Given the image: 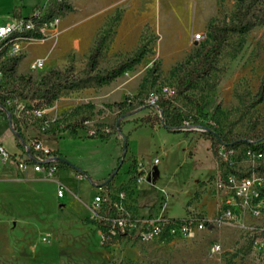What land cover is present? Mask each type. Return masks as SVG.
<instances>
[{"label":"rangeland","instance_id":"rangeland-1","mask_svg":"<svg viewBox=\"0 0 264 264\" xmlns=\"http://www.w3.org/2000/svg\"><path fill=\"white\" fill-rule=\"evenodd\" d=\"M44 1L0 0V23ZM46 1L49 12L60 17L57 35L27 44L16 65L5 68L1 86L0 104L17 117L14 126L23 142L43 143L73 131L83 141L63 140L58 148L99 179L115 166L125 140L119 177L125 173L127 179L118 187L135 212L191 216L209 224L190 236L151 241L122 237L104 246L100 229L88 221L92 182L64 176L76 197L66 207L59 201L52 206L47 190L51 192L53 180L39 181L37 199L33 193L27 197L26 186H34L36 179L29 174L21 180L17 171L0 179V264H264V216L219 220L220 192L212 185L215 175L228 169L215 153V135L238 144V175L264 173V157L253 160L244 155L249 141L264 142V0L254 12L262 22L243 35L230 34L211 55L210 70L183 84L185 69L200 62L212 42L208 24L233 21L235 0ZM197 32L203 35L195 40ZM98 42L99 70L124 62L141 45L147 51L110 82L61 89L46 103L42 94L58 81L51 78L46 83L42 78L51 70L61 71L60 78L81 76ZM36 58L43 66L31 69ZM163 87L172 91L170 104L189 125L180 132H167L147 104L149 93ZM122 100L121 106L108 105ZM37 108H46L45 114L37 116ZM123 111L132 113L121 115ZM7 130L0 120V134ZM6 147L10 149L9 142ZM155 156L160 161L153 166ZM139 171L145 180L137 184L134 175ZM106 187L118 188L112 183ZM146 190V201L155 209L149 214L140 213L135 199L136 191Z\"/></svg>","mask_w":264,"mask_h":264},{"label":"built area","instance_id":"built-area-1","mask_svg":"<svg viewBox=\"0 0 264 264\" xmlns=\"http://www.w3.org/2000/svg\"><path fill=\"white\" fill-rule=\"evenodd\" d=\"M59 22L58 13H50L45 0L29 13L25 15L13 13L6 22L0 23V96L5 68L9 62L13 58L23 56L27 44L56 36ZM202 35L197 32L194 39L198 40ZM42 66L41 58L34 59L30 64L31 69H40ZM171 93L172 91L166 87L159 93L151 91L147 104L156 108L160 95L167 96ZM45 110L46 108H37L34 113L43 116ZM237 147L218 142L215 148L216 155L228 168L215 175L212 181L214 188L220 192L219 220L239 221L246 215L264 216V173L251 170L248 174L238 175V169L234 168L238 156ZM244 155L253 160H260L264 157V152L247 146ZM158 162L159 158L155 156L151 163L155 165ZM6 164L12 165L14 170L39 173L44 179L53 180L56 184V197L62 199L64 196L66 187L55 177L59 170L58 160L52 150L40 140L25 143L18 152H10L0 140V169ZM75 178L82 180L84 177L75 174ZM134 180L137 184L144 182V174L139 171L134 175ZM87 208L90 218L106 225V235L100 230L102 241L113 238L115 242L117 238L122 237L151 241L163 236L168 238L190 236L205 225L204 220L191 216L183 218L140 216L133 209V203L128 200L123 189L111 191L106 185L95 186V192Z\"/></svg>","mask_w":264,"mask_h":264},{"label":"trees","instance_id":"trees-1","mask_svg":"<svg viewBox=\"0 0 264 264\" xmlns=\"http://www.w3.org/2000/svg\"><path fill=\"white\" fill-rule=\"evenodd\" d=\"M260 0H235V10H234V20L229 23H224L222 25H219L217 23H214L211 21L208 24V33L211 37V44L208 47L207 50L204 51L202 58L200 62L194 63L187 67L185 69L184 75L180 81L181 84L188 83L191 81L193 75H200L207 73L211 66V55H215L219 52L223 44L225 43L227 37L232 34L236 33L238 35H243L246 32H248L252 27L260 24L262 22V18H257V15L254 14L256 11V7L259 4ZM101 42H98L92 51L88 55L87 63H86V69H84L81 76H73L72 78H60L62 72L59 70H51L49 73L42 78L44 82H49L51 78L53 80H57L58 83H51L50 86L46 88L48 94H42V96L45 98L46 103H50L57 95L59 90L61 89H74V88H81L91 85H102L110 82L112 79L117 77L122 71L128 69L132 65L138 63L143 55L146 53L147 48L145 45H141L132 56H130L127 60L124 62L119 63L116 66H113L109 69L105 70H99L96 68V62L97 57L100 52ZM19 58H13L9 65L10 68H13ZM181 64L180 66H182ZM7 66V67H8ZM264 91V88H262V92ZM171 98L170 95H160L157 107H152L153 110H155L162 123L163 127L167 132L171 133H177L182 131V128L189 127V125H185L183 121V115L170 104ZM124 100L113 102L111 104H108L109 106H121L123 104ZM7 109L5 106L0 104V113L5 116ZM132 113V111H123L121 115H127ZM18 119L13 114L10 113V124L12 131H15V137L17 140H19V146L21 145V141H23L22 136L20 134L19 128L14 126V123L17 122ZM119 131V134L123 136L124 139H126V135L122 134L119 130V126L116 128ZM70 133L73 135L74 132L70 131ZM217 138V143H226V144H233L238 145L236 143H227L225 142L220 136L215 135ZM247 146L254 148V149H260L264 152V142L262 140H255V141H249ZM126 152V143L125 140L122 145V152L117 157L115 166L111 169L108 176L103 178L100 181H94L90 175L82 170L80 167L75 165L74 163L70 162L66 158H64L60 153L57 151H53L52 153L55 155L56 159L58 160V167L59 168H65L73 170L75 174H81L84 178L88 179L94 186L97 185H108L111 183V180L116 175L122 161H123V154ZM114 190H120V188H116ZM88 221L94 223L97 225V227L103 232V234L106 235V225L102 222H97L96 220L88 217ZM205 225H208V222H204ZM114 242L113 238L105 239L102 241V245H110Z\"/></svg>","mask_w":264,"mask_h":264},{"label":"crops","instance_id":"crops-1","mask_svg":"<svg viewBox=\"0 0 264 264\" xmlns=\"http://www.w3.org/2000/svg\"><path fill=\"white\" fill-rule=\"evenodd\" d=\"M0 120L4 121L6 124H7V127H8V130H7V133L6 135H3V134H0V140L1 142L3 143V145L6 147V144L7 142L10 143V149H8L10 152H18L19 150L22 149V146H19L18 144V140L16 139L15 137V134L14 132L11 130L10 128V124L8 123V120L6 118V115L3 116L1 113H0ZM63 140H67V141H70V142H79V141H83L82 139H80L79 137H77L75 135V133L72 135L70 133V131H63L62 132V135L60 138L58 139H43V144L45 146H47L48 148H50L51 150L53 151H57L58 153H60L64 158H66L67 160H69L70 162L71 161V157H70V154L65 152L64 150H60L58 148V144L60 142H62ZM97 143V142H96ZM7 148V147H6ZM134 153V152H133ZM135 155V154H134ZM139 155V154H138ZM118 157V156H117ZM117 159V158H116ZM160 161V160H159ZM191 168H192V171H195V163L193 161H191ZM159 163V162H158ZM153 165V164H152ZM154 166V165H153ZM82 170L86 171L88 174L91 175V172L88 170V168H86L85 166H83V168H81ZM87 169V170H86ZM13 172H17V170H14L13 169V166L10 165V164H6V165H3L0 169V179H2L4 176L7 177V174H11ZM20 172V171H19ZM119 172H120V169L118 170V173L113 177V179L111 180V183L112 185H114V187H118L119 185H121V183L126 180L127 178V175L125 173L123 174H120V177H119ZM21 173V177L20 178L21 180H26L27 179V176L29 174H34V177L36 179V182H35V185L34 186H26V196L28 197L29 194H35V198L37 197V194L39 192V181H45L47 179H44L41 174L39 173H34V172H31V171H27V172H20ZM109 174V172H107V174L103 177H100L99 179H95L92 177V179L94 181H100L102 180L103 178H105L107 175ZM64 176H69V177H74L75 178V173L73 170H70V169H65V168H59V170L57 171V174H56V179L59 180L60 182H62L64 184V186L66 187V191H65V194L64 196L62 197V199H58L56 197V184L54 181H52V184L54 185L51 192H49L47 190V195H48V199L50 202H52V206L57 202L59 201L60 203L63 204L64 207L68 206L70 204V201L72 200V198L76 197V195L74 194L73 191H71L70 187L67 185L66 182H63V179H64ZM82 180H86V178H83ZM94 186V185H93ZM95 187V186H94ZM13 189V188H12ZM11 193H16L17 194V191L15 190H12ZM66 197V200L63 201V199H65ZM147 198H150L149 195L147 194V190L146 191H136L135 192V199H136V206H137V209L140 211V213H144V214H149V213H152L155 211L154 209V206L153 205H148L146 199ZM37 199V198H36ZM91 200V199H90ZM89 200V201H90ZM89 202H87L86 204V207L88 205ZM219 203H220V198H219ZM88 212V211H87ZM84 215V214H83ZM78 220V218H77Z\"/></svg>","mask_w":264,"mask_h":264},{"label":"water","instance_id":"water-1","mask_svg":"<svg viewBox=\"0 0 264 264\" xmlns=\"http://www.w3.org/2000/svg\"><path fill=\"white\" fill-rule=\"evenodd\" d=\"M6 118L8 120V123L10 124V112L9 111H6ZM13 132H14V134H16L15 131H13ZM21 144L25 145V142L21 141Z\"/></svg>","mask_w":264,"mask_h":264}]
</instances>
